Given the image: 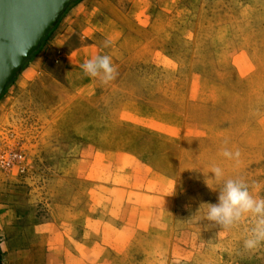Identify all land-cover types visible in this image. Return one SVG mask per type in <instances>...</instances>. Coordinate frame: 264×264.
Masks as SVG:
<instances>
[{"label": "crops", "instance_id": "0c3cea01", "mask_svg": "<svg viewBox=\"0 0 264 264\" xmlns=\"http://www.w3.org/2000/svg\"><path fill=\"white\" fill-rule=\"evenodd\" d=\"M212 1L65 7L0 96L24 163L44 167L42 189L31 174L0 178V264H169L182 188L212 181L224 149L259 148L244 121L259 71L205 24ZM105 54L116 79L84 76Z\"/></svg>", "mask_w": 264, "mask_h": 264}, {"label": "rangeland", "instance_id": "374dc122", "mask_svg": "<svg viewBox=\"0 0 264 264\" xmlns=\"http://www.w3.org/2000/svg\"><path fill=\"white\" fill-rule=\"evenodd\" d=\"M204 14L209 20L205 24L210 29L219 35L221 30L226 31L233 35L232 41H238L240 47L252 53L250 57L254 72L256 68L259 71L253 85L254 111L251 108L244 117L246 140L252 139L259 148L252 150L246 143L243 158L238 161L229 159L223 171L225 179L241 178L254 197L264 198V0H213ZM16 117L17 113L13 112L0 114V161L7 151L20 149L25 152L24 148L14 143L18 140H13ZM250 121H254L253 128L248 127ZM4 128L7 130L4 131ZM41 163L36 158L31 165H12L7 169L0 163V178L8 179L15 171L26 176L31 174L36 176V184L42 189L44 167ZM221 187L222 184L213 179L203 186L199 182H190L182 188L176 203L178 228L175 230L174 253L169 264H264V246L254 251L243 247L254 224L250 215L246 214L229 229L208 221L207 204L218 203Z\"/></svg>", "mask_w": 264, "mask_h": 264}, {"label": "water", "instance_id": "95a60500", "mask_svg": "<svg viewBox=\"0 0 264 264\" xmlns=\"http://www.w3.org/2000/svg\"><path fill=\"white\" fill-rule=\"evenodd\" d=\"M75 0H0V94Z\"/></svg>", "mask_w": 264, "mask_h": 264}, {"label": "clouds", "instance_id": "9594fccd", "mask_svg": "<svg viewBox=\"0 0 264 264\" xmlns=\"http://www.w3.org/2000/svg\"><path fill=\"white\" fill-rule=\"evenodd\" d=\"M110 44L111 41H105L104 47ZM80 68L84 76L98 79L102 84H108L118 75L112 58L106 54L96 55L84 61ZM221 155L238 161L241 153L238 149L235 152L224 149ZM210 172L214 174L212 178L221 183L222 187L219 189L218 203L207 204L208 221L229 229L237 225L246 214L250 215L254 219V224L244 240L243 247L248 251H254L264 246V198L254 197L249 186L241 178L225 179L224 171L219 166H213Z\"/></svg>", "mask_w": 264, "mask_h": 264}, {"label": "built area", "instance_id": "2783aa9c", "mask_svg": "<svg viewBox=\"0 0 264 264\" xmlns=\"http://www.w3.org/2000/svg\"><path fill=\"white\" fill-rule=\"evenodd\" d=\"M24 156V152L20 149L10 150L2 155L0 163L5 169L11 167L12 165L25 166Z\"/></svg>", "mask_w": 264, "mask_h": 264}, {"label": "trees", "instance_id": "16d2710c", "mask_svg": "<svg viewBox=\"0 0 264 264\" xmlns=\"http://www.w3.org/2000/svg\"><path fill=\"white\" fill-rule=\"evenodd\" d=\"M52 29H53V28H51V29L48 31L47 35L41 40L38 49L41 47V45H42V44L44 43V41L47 39V37L49 36V33L51 32ZM30 58H31V57H30ZM30 58H29L28 60H30ZM28 60H26V61L23 63L22 68L25 66V64L27 63ZM14 79H15V78H14ZM14 79H12L11 82H10L8 85H10V84L14 81ZM8 85L5 87V89L8 87ZM3 92H4V91H3ZM3 92H2V93H3ZM2 93L0 94V96L2 95ZM1 256H2V253H1V251H0V262H1Z\"/></svg>", "mask_w": 264, "mask_h": 264}]
</instances>
